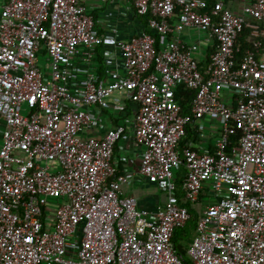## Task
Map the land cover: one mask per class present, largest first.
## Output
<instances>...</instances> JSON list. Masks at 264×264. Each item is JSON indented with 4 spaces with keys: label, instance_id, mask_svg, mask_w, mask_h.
<instances>
[{
    "label": "built area",
    "instance_id": "obj_1",
    "mask_svg": "<svg viewBox=\"0 0 264 264\" xmlns=\"http://www.w3.org/2000/svg\"><path fill=\"white\" fill-rule=\"evenodd\" d=\"M125 2L119 21L131 18L138 30L119 38L114 24L96 30L85 0H4L0 264H185L173 236L190 208L198 213L192 264H264V0L239 12L224 0ZM245 28L253 49L238 61ZM98 48L124 73L103 83L90 69L75 81L76 66L98 64ZM181 86L196 91L189 114L176 97ZM114 93L137 104L139 171L166 198L155 211L111 179L125 125L100 139L80 136L97 121L92 108ZM206 119L220 131L213 150L181 154L188 127Z\"/></svg>",
    "mask_w": 264,
    "mask_h": 264
},
{
    "label": "crops",
    "instance_id": "obj_2",
    "mask_svg": "<svg viewBox=\"0 0 264 264\" xmlns=\"http://www.w3.org/2000/svg\"><path fill=\"white\" fill-rule=\"evenodd\" d=\"M236 12L241 10L243 4L250 0H224ZM4 0H0V10ZM127 3L125 0H109L101 2L100 0H85L88 13L91 14L95 21L96 30L99 33H108L111 25H116L118 30L117 36L125 38L129 33L138 30L136 22L131 18L119 21V13ZM251 36V30H250ZM250 36L246 40L250 42ZM264 41V36L260 38ZM103 48L96 50L98 64L86 66L79 64L73 72L72 78L75 81L85 79L90 69L96 70L98 79L103 83H109L118 74L124 73L121 69L116 70L114 66L108 64L103 57ZM121 108V109H119ZM137 104L130 100L125 94L114 93L106 99L103 105L92 108V113L97 121L92 126H83L80 129V136L83 139L103 138L106 132L120 124L125 125L126 133L117 142L114 155L113 165L115 167V178L122 181L121 189L124 195L135 197L138 205L142 209L155 211L165 203V195L155 184L149 183L145 177L140 174V152L141 148L136 144L133 137V124ZM217 123L206 119L204 126L198 123L188 127L186 136L181 140L183 146L179 147L182 154L184 150L192 148L201 150L202 148H214V141L219 135ZM1 140V138H0Z\"/></svg>",
    "mask_w": 264,
    "mask_h": 264
},
{
    "label": "trees",
    "instance_id": "obj_3",
    "mask_svg": "<svg viewBox=\"0 0 264 264\" xmlns=\"http://www.w3.org/2000/svg\"><path fill=\"white\" fill-rule=\"evenodd\" d=\"M215 1L216 0H210V4H212ZM142 22L146 27L147 20L145 18H143ZM146 30L148 31V29H146ZM249 36H250V29L245 28L237 40L236 46L238 47L239 51L237 52L236 57H237L238 61L241 60V58L244 56V54L247 50L253 49L252 44L248 40H246V37L248 38ZM155 37L159 38L158 35H155ZM213 51H214V49H212L209 52V54H208L209 58H211ZM195 95H196L195 90L189 89L185 86H181L177 89L176 97L180 103L183 114H189L190 113L191 104L195 98ZM240 136H241V134L239 131L234 132L230 136V138H229V150H228L229 152H231V150L233 148L238 147ZM182 141L178 145V148H177L178 150H179L180 146H183ZM185 173H186V169L182 165L177 171L176 194H177L178 198H180L183 195L181 187H182L183 180L185 178ZM111 179H115V176L112 177ZM203 197H206L205 193L202 194L200 198L203 199ZM186 206H189V204H186ZM189 211H190L189 221L187 222V224L183 228L177 229L174 233V236H173V241H174L177 253L182 254L184 257H185V252H186L187 240L190 238V236L193 234V232H195L197 216H198V213L194 209L190 208ZM185 264H192V263L188 259L185 258Z\"/></svg>",
    "mask_w": 264,
    "mask_h": 264
},
{
    "label": "rangeland",
    "instance_id": "obj_4",
    "mask_svg": "<svg viewBox=\"0 0 264 264\" xmlns=\"http://www.w3.org/2000/svg\"><path fill=\"white\" fill-rule=\"evenodd\" d=\"M194 235H195V232H193V234L190 236V238L187 240V246H186V252H185V258L189 259V256L187 255V250L189 249V245H190V242L192 241V239L194 238Z\"/></svg>",
    "mask_w": 264,
    "mask_h": 264
}]
</instances>
